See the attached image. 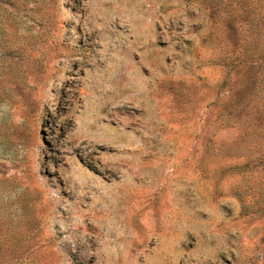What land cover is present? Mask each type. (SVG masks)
<instances>
[{
	"label": "rangeland",
	"instance_id": "rangeland-1",
	"mask_svg": "<svg viewBox=\"0 0 264 264\" xmlns=\"http://www.w3.org/2000/svg\"><path fill=\"white\" fill-rule=\"evenodd\" d=\"M0 264H264V0H0Z\"/></svg>",
	"mask_w": 264,
	"mask_h": 264
},
{
	"label": "trees",
	"instance_id": "trees-1",
	"mask_svg": "<svg viewBox=\"0 0 264 264\" xmlns=\"http://www.w3.org/2000/svg\"><path fill=\"white\" fill-rule=\"evenodd\" d=\"M13 1H15V2L20 1V2H22L23 4H24V2H26V0H13Z\"/></svg>",
	"mask_w": 264,
	"mask_h": 264
}]
</instances>
